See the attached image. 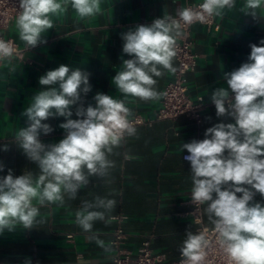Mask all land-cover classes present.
Returning a JSON list of instances; mask_svg holds the SVG:
<instances>
[{"label": "clouds", "instance_id": "clouds-1", "mask_svg": "<svg viewBox=\"0 0 264 264\" xmlns=\"http://www.w3.org/2000/svg\"><path fill=\"white\" fill-rule=\"evenodd\" d=\"M235 6L236 0H203L178 8L175 16L164 14L122 33V53L131 58L122 60L112 83L125 97L158 99V78L165 71H176L173 59L185 27L205 23ZM68 7L78 17L88 18L101 11V0H19L15 22L19 40L28 49L46 43L44 34L53 28L52 16ZM262 9L264 0H244L239 11L257 19ZM250 48L246 62L224 72L227 87H217L209 96L216 116L233 122L215 123L205 130L204 139L181 146L188 153L183 159L190 164V202L203 208L211 229H186L179 248L180 264H207L214 249L222 252L227 264H264V202L255 200L257 194L264 198V40ZM16 54L14 42L0 38V63L11 64ZM89 76L82 68L61 64L39 78L41 90L21 113L26 126L14 135V143L39 173L25 170L15 176L8 169L0 176V234L14 231L17 225L34 228L43 222L37 219L40 207L63 204L65 196L75 200L91 177H108L115 166L109 156L126 136L136 135L124 99L97 93L94 105H83L82 94L91 91ZM60 117L64 118L59 124L63 138L42 142V135L54 131L47 121ZM2 150L9 151V145ZM4 170L0 163V172ZM116 203L114 198L101 196L82 201L76 224L93 233L96 222L109 221ZM96 243L110 251L98 236Z\"/></svg>", "mask_w": 264, "mask_h": 264}, {"label": "crops", "instance_id": "crops-1", "mask_svg": "<svg viewBox=\"0 0 264 264\" xmlns=\"http://www.w3.org/2000/svg\"><path fill=\"white\" fill-rule=\"evenodd\" d=\"M203 0H101V11L88 18H80L68 7L52 16L53 28L44 34L46 43L23 50L11 64L0 63V163L5 166L0 176L11 169L15 176L25 170L39 173L37 165L29 161L14 143L15 132L26 126L22 111L29 106L31 97L39 90V78L61 64L82 68L90 74L91 91L82 94L85 107L95 104L97 93L124 99L132 114L141 112L149 118L157 114L161 95L156 100L141 101L123 96L112 83L122 60L131 57L122 53L121 34L137 25L150 24L164 14L175 16L178 8ZM244 0H236L233 9L223 10L217 16L219 28L208 29L197 22L190 26L193 50L198 63L187 73L188 92L192 97L202 95L209 99L217 87H227L224 72H230L247 61L250 45L264 40V9L258 18L239 11ZM16 18L2 30L20 47ZM173 66L177 61L174 57ZM15 71H11L12 68ZM173 72L165 71L158 78L157 91L161 94L164 84ZM75 113V107L73 108ZM73 119L76 118L73 114ZM64 118L47 121L54 131L42 135V142H58L64 136L59 124ZM218 122H233L218 118L214 105L202 113L196 125L188 117L173 120H155L137 125L136 135L125 137L109 159L115 166L106 178L91 177L75 200L65 196L59 202L40 207L38 220L43 221L32 229L17 225L12 232L0 234V264H111L121 250L134 256L143 241H148L152 253L165 261L176 259L185 239L186 229L200 231L211 228L202 208V221L197 223L187 215L191 208L190 164L183 159V143L204 139L205 130ZM8 144L9 151L2 146ZM114 193V195H110ZM96 196L114 198L115 209L107 223L96 222L93 233L84 232L75 221V214L84 200ZM255 200L264 202L259 194ZM122 230L120 243H114L116 231ZM105 242V251L96 238Z\"/></svg>", "mask_w": 264, "mask_h": 264}, {"label": "built area", "instance_id": "built-area-1", "mask_svg": "<svg viewBox=\"0 0 264 264\" xmlns=\"http://www.w3.org/2000/svg\"><path fill=\"white\" fill-rule=\"evenodd\" d=\"M202 2L191 3L186 7L196 6ZM18 14L19 0H0V38L13 41L17 49L16 55L19 56L27 47L18 46L12 37L6 36L2 32ZM201 24L208 29L217 30L219 28V22L216 17L210 18L207 22ZM190 26L185 27L184 35L177 41L175 56L177 61L176 71L173 72L172 77L162 88L156 116L149 118L141 112H135L129 117L135 126L149 124L155 120H173L182 116L190 118L196 125H199L202 121L203 111L208 106L213 105L210 99H205L202 95L192 97L188 92L187 73L193 71L198 63V54L193 50V40L190 37ZM202 98L203 102L201 103ZM187 154L186 152L183 156ZM185 213L195 222L201 223L202 207L197 209L196 206L191 204V208ZM204 228L206 227H201V230ZM208 229L210 230L211 228ZM122 238V230L118 229L113 242L120 243ZM180 261L181 255L171 261L163 260L160 255L151 252L148 241H143L134 256L123 253L121 250L117 251L111 264H180ZM31 264L37 263L32 262ZM207 264H227V261L222 252L214 249L209 253Z\"/></svg>", "mask_w": 264, "mask_h": 264}]
</instances>
